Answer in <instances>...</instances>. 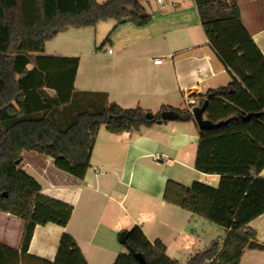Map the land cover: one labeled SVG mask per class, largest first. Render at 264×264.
I'll use <instances>...</instances> for the list:
<instances>
[{
    "label": "trees",
    "instance_id": "obj_1",
    "mask_svg": "<svg viewBox=\"0 0 264 264\" xmlns=\"http://www.w3.org/2000/svg\"><path fill=\"white\" fill-rule=\"evenodd\" d=\"M195 1L210 44L232 74L227 85L209 89L198 102H207L206 116L218 126L199 127L195 167L219 175L220 181L218 186L200 181L186 186L169 179L164 200L228 231L223 245L215 240L186 264H240L246 248L264 249L250 226L264 214V55L242 22L237 0ZM109 19L144 26L152 14L141 0H0V211L26 224L20 249L0 242V264H88L69 233L63 234L54 262L29 254L36 225L65 226L73 208L41 194V184L20 167L24 151L51 156L60 169L83 178L102 126L122 134L162 120L195 121L190 109L164 106L149 118V110L116 102L91 103L72 113L66 126L53 117L72 98L80 59L31 54L44 52L46 42L60 32ZM29 63L34 64L31 71ZM45 86L57 93L37 114L29 109L27 98ZM254 113L258 115L246 118ZM163 114L168 117L163 119ZM127 233L128 252L114 264H140L137 253L148 264H180L140 227Z\"/></svg>",
    "mask_w": 264,
    "mask_h": 264
},
{
    "label": "crops",
    "instance_id": "obj_2",
    "mask_svg": "<svg viewBox=\"0 0 264 264\" xmlns=\"http://www.w3.org/2000/svg\"><path fill=\"white\" fill-rule=\"evenodd\" d=\"M237 1L242 22L264 55V0ZM141 2L146 13L152 14L144 26L109 19L93 27L69 28L48 40L44 52L31 54L80 59L72 98L53 113L63 126L69 124L72 113L91 103L116 102L154 114L164 106L192 111L201 95L232 80L210 44L195 0ZM103 34L108 49L104 44L97 46ZM159 57L163 61L157 64L154 59ZM33 68V63L27 65L29 71ZM35 91L27 104L38 114L57 92L53 86ZM199 132L196 120H162L122 134L102 126L83 178L60 169L51 156L24 151L20 167L41 184V194L73 208L65 226L36 225L29 254L54 262L63 234L69 233L88 264H114L121 253L128 252L120 234L136 226L150 241L160 240L167 255L180 264L215 240L223 245L225 228L164 200L169 179L186 186L195 181L219 184V175L195 167ZM25 226L23 219L0 211V242L20 249ZM250 226L264 245V214ZM240 264H264V249L246 248Z\"/></svg>",
    "mask_w": 264,
    "mask_h": 264
},
{
    "label": "water",
    "instance_id": "obj_3",
    "mask_svg": "<svg viewBox=\"0 0 264 264\" xmlns=\"http://www.w3.org/2000/svg\"><path fill=\"white\" fill-rule=\"evenodd\" d=\"M206 106H207V102H205L202 106H197L195 108H193L192 112L193 115L195 117V120L198 124V126L200 128H210V127H214V126H218V124H213L206 116L205 110H206ZM257 116V113L254 114H249L246 116V118H249L251 116ZM149 118H152L154 116V113L149 112L147 115ZM168 117L167 114H163L162 118L166 119ZM128 233L126 231L122 232L120 234V241L121 242H125V240L127 239ZM137 259L139 260L140 264H148L144 255L142 253H137L136 254Z\"/></svg>",
    "mask_w": 264,
    "mask_h": 264
},
{
    "label": "rangeland",
    "instance_id": "obj_4",
    "mask_svg": "<svg viewBox=\"0 0 264 264\" xmlns=\"http://www.w3.org/2000/svg\"><path fill=\"white\" fill-rule=\"evenodd\" d=\"M99 33H101V31H99ZM104 44V47L106 46V49H108V47H109V44H108V41H107V35L105 34H103V37H102V39L98 42V47L99 46H101V45H103ZM103 48V47H102ZM218 186V185H217ZM213 223V222H212ZM258 222H256V224H257ZM213 225H216V227H218L217 226V224H213Z\"/></svg>",
    "mask_w": 264,
    "mask_h": 264
},
{
    "label": "built area",
    "instance_id": "obj_5",
    "mask_svg": "<svg viewBox=\"0 0 264 264\" xmlns=\"http://www.w3.org/2000/svg\"><path fill=\"white\" fill-rule=\"evenodd\" d=\"M157 1L161 2L162 0H157ZM162 61H163V58H161V57L154 59V62L157 63V64L162 63ZM189 101H192V103L194 102L192 99H189ZM156 158L159 160V159H161V156L160 155H156Z\"/></svg>",
    "mask_w": 264,
    "mask_h": 264
}]
</instances>
